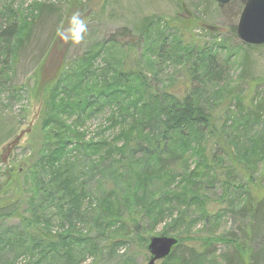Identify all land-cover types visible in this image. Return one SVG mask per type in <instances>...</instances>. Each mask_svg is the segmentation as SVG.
I'll return each mask as SVG.
<instances>
[{
	"label": "rangeland",
	"instance_id": "rangeland-1",
	"mask_svg": "<svg viewBox=\"0 0 264 264\" xmlns=\"http://www.w3.org/2000/svg\"><path fill=\"white\" fill-rule=\"evenodd\" d=\"M39 3L52 5L54 17L41 18L28 40L24 38L20 44L13 42L8 56L0 54L1 72L7 74L9 81H4L6 75H1L0 120H3L5 134L0 142V264H83L87 257L94 258L92 264H149L147 245L143 246L142 241L160 235L184 238L186 251L188 248L200 251L203 243L210 241L214 254L208 264H224L225 256L235 252V245L252 243V238L243 231L249 230L254 222L242 215L240 207L249 195L247 192L258 196L255 216L258 223L264 224V151L257 149L255 144L256 136L264 131V124L253 126L252 140L246 142L239 156L249 164L251 173L245 178L237 172L233 187L229 189L222 181L226 169L233 163L219 148L216 137L207 145V135L201 130L189 129L187 138L178 132L170 134L184 158L171 165L161 178L148 183L146 189L159 196L163 209L168 210L157 223L149 222L142 215L123 217L125 210L118 203L109 208L105 204V207L98 205L97 200H103V191L122 183L132 188L138 184L137 165L116 166L122 177L111 179L102 187L97 182L102 176L90 180L91 174L86 177L78 167L70 165L66 170L61 169L59 175L47 168L45 182L34 179V164L38 161L35 142L41 132L45 94L40 90L45 89V81L59 74L65 63L73 64L75 69V63L78 64L87 52L92 56L98 51L101 53V58L89 67L97 77L106 75L97 80L101 89L117 88L114 79L119 72L130 76L141 72L151 83L153 93V90L166 91L172 87L177 88L174 91L186 88L194 60L186 54L188 47L203 44L212 49L215 44H224L234 50V56L228 51L217 52L222 80L217 83L205 80L195 101L214 116L219 112L223 114L226 109L230 115L238 117L258 110L260 103H264V47L249 48V57L244 61L246 50L240 46L242 42L237 35H232L243 10L240 0H231L224 7L215 0H0V8L12 7L23 20L30 18ZM75 12L87 22L88 30L83 40L79 44H64L58 37L53 45L63 19L62 28H66ZM149 23H154L151 27H159L160 33L154 30L144 37L145 26ZM0 24L8 25L1 19ZM124 28L134 34L136 30L138 35L133 40L120 37L117 44L109 42ZM162 35L167 41L166 51L159 54L165 42ZM130 42L137 45L135 52L128 51L125 44ZM41 64L39 75H35ZM130 81L135 83V79ZM193 85L197 87V82ZM116 108L113 102L104 107L100 104L99 111L74 129L85 133L89 143L115 137V145L120 147L133 132L134 124L132 118H127L123 125L110 126L115 122L112 115L118 113ZM261 115L264 118V110ZM142 117L152 123V128L142 132L151 140L169 124L167 111L145 112L138 116L137 124ZM239 132L228 129L224 140L233 142L241 134ZM22 133L25 135L8 154L9 144ZM45 155L44 160L50 156ZM108 163L107 159L105 165ZM11 166L14 172L9 170L8 174ZM38 169L35 171L39 172ZM15 170H19V175ZM115 181L118 182L115 184ZM167 185L169 189L165 192ZM122 187L118 190L127 193ZM147 190L146 195L149 194ZM87 194L94 200L90 201L92 207L88 206ZM249 211L255 212V209L250 207ZM259 238L260 241L264 239ZM230 239L235 242H229ZM37 244L45 251L40 252L39 245L34 247ZM50 244L57 249L55 252L50 250ZM263 257L264 253H259L257 259Z\"/></svg>",
	"mask_w": 264,
	"mask_h": 264
},
{
	"label": "trees",
	"instance_id": "trees-1",
	"mask_svg": "<svg viewBox=\"0 0 264 264\" xmlns=\"http://www.w3.org/2000/svg\"><path fill=\"white\" fill-rule=\"evenodd\" d=\"M240 2L244 6L242 0H240ZM69 11L68 9L65 17L68 16ZM30 14V18L33 17V20H30V18L22 20V17H19V13L12 9V7L4 6L0 8V19L3 20L5 24H8L6 26L0 24L1 55L2 53H7L8 56L13 42L18 41V44H20L24 38L25 41L26 39L28 40L31 33L33 34L34 32V26L40 22L39 20L45 17L46 19L54 17L55 11L52 5L39 3L34 7V12L32 11ZM64 22L65 19L62 21L60 29H62ZM187 23L190 24V22ZM187 23L185 24L186 27ZM59 24L60 21L55 24L53 31ZM152 25H154V23H149L147 27L145 26V29L143 28L144 37H147L148 34H152L154 30L156 33H160L161 30L159 27H151ZM134 32L135 34L127 28L121 29L111 37L109 42L117 44L118 38L120 37H131L133 40V38H136L137 34L136 30ZM209 34L215 35L212 32H209ZM141 35L142 33H140V37ZM232 35H237V26L233 27ZM57 38L58 36L54 39L53 45L57 41ZM163 40L165 42L162 43L163 45L159 49V54L166 51L165 44H167V41L164 36ZM125 45L129 52H135L137 45L134 42ZM215 45V48L208 49V47L203 44H193L186 49V54L194 57V60L192 61L190 74L187 75L186 88L176 91L174 90L177 88L172 87L173 89L171 88L166 91L160 90L154 92L155 90H153L152 93L151 83L148 81L146 75L141 72H136L132 76L119 72L114 79L117 88L114 90H110V87L108 90L101 89V87L97 85V80L100 77L103 79L106 75H103L104 77H97V74L89 68L101 58V53H99V51L95 56L90 55L92 54L91 52L85 53L79 59L78 64L75 63V69L72 67L73 64L69 65L67 63V65L65 63L59 74L51 80L45 81V89L40 90L41 93L45 91V94L43 98L41 97L43 99L41 132L38 134L35 142L38 161L34 164V179H36L37 182H45L43 178L46 176L45 178L48 179L47 168L50 169L52 173L59 175L58 173L61 172V169L66 170L67 165H70L78 167V170L86 175V177L91 174L90 180H95L102 176L100 181L97 179L98 185L102 187L103 185L109 184L111 179L122 177L121 172H117L116 166H126L125 163L129 166L137 165L139 168L136 172L138 184L132 188L129 185V187H126V185L122 183V188L124 191H127V193L118 190L122 185H117L113 189L103 191V200H97L98 205H103L104 207L106 205V207L109 208V205L111 206L113 203H118V205L120 207L123 206L125 210V213L124 210L122 211L124 213L123 217L142 215L149 222L157 223L166 216L168 210L163 209V203L159 201V196L149 193L147 190L149 186L148 183L161 178L168 173L171 165L183 160V152L175 145V141L170 134L178 132L181 136L187 138L186 133H188L189 129H197L205 132L208 138L207 145L211 143L213 137H216L218 139L219 148H221L226 156L232 160V167L226 169L224 173L225 179L222 181V185H227V189L230 187L232 188L233 180L238 174L237 172H240L243 177L247 178L252 169L249 164L241 161L239 156L242 154L241 152L245 145H247L246 142L252 140L250 134L254 130H252L253 126L256 125L259 127V125L263 126L264 124V118L261 115V111L264 110V103H260V107H257L258 110H252L243 116H239L243 118L239 120L238 116L230 115L228 109H226L223 114L220 115L219 112L214 116V113L195 101L196 93L206 84L205 80L213 83L222 80V72L218 70L219 53L217 52L220 50H222V52L228 51L231 53L230 55L234 56V50L231 47H227L224 44ZM240 46H242L243 50H246L243 56L245 62H247L249 57L247 53V51L250 50L249 48H259L255 46L249 47L243 43ZM42 66L41 64L40 67L37 68L35 75H39ZM1 71L3 70L0 66V78L1 75H6L5 78L3 77V80L8 81L7 74ZM131 79H135V83L134 81L131 83ZM38 82L41 83L40 80ZM195 82H197V87L193 85ZM119 99L122 101L118 102ZM112 102L117 107L116 110L118 113H113L112 118L115 122L110 126L123 125L127 118H132L131 123L134 124L133 132L120 147L115 145V137L112 139L104 137L98 143H89L86 139L87 135L80 131H76L74 128L76 126L78 127V124L82 126L83 122L89 120L92 114L99 109L100 104L104 107L106 104L111 105ZM163 111H167V121H169V124L167 126L165 125L163 131H160L153 140L145 138L142 132L145 128H152V123L149 119L142 117V119H140L141 122L137 124L138 116L143 115L145 112L154 113ZM230 121L231 125H229ZM64 122L65 125H63ZM70 122L71 126L66 127V124ZM2 123L3 120H0V132H3L2 135H0V142L3 134H5V128ZM228 129L240 131L239 133L241 134H239L233 142H226L224 138L227 136L226 133ZM256 138V148L264 151V131L261 130ZM206 147L209 148V146ZM45 153H48L50 156L44 160L43 158L47 156ZM127 154L129 156H126ZM107 159L109 160V165H105ZM237 167L241 170L238 171ZM9 168L10 171L14 172L12 166ZM35 169H38L39 172H36ZM93 171L95 173H92ZM15 174L19 175V170H15ZM117 182L118 181H115V184ZM168 189L169 185H167L165 192ZM145 190H147V194L149 193L148 195H146ZM247 193L249 195L243 200L240 212L243 216H246V218L254 222V224L251 223L250 225L251 230L247 229L243 231L244 234L252 238L253 241L247 245H235V252L225 256L224 264H260L264 262V257L257 259L259 253H264V224L258 223L257 215L255 216L259 205L258 196H255V198L249 192ZM85 194L86 193H84V195ZM130 195H132L131 198ZM85 198L89 202L88 206L92 207L93 202L90 201L94 200H90L91 197L90 195L88 196V194ZM250 207L254 208L255 212L252 211L250 213ZM260 227L261 229H259ZM230 236H232V234ZM259 237H261L263 241H260ZM180 241L179 246L175 249L173 254L168 259L157 262V264L209 263L210 256L214 254V250L211 248L213 244L210 241H205L200 251H195L193 248L191 249L188 247L186 251L184 248L186 246L185 239L180 238ZM148 242L149 239L144 238L142 241L143 246L148 245ZM229 242L233 243L235 241L230 239ZM38 245L42 247L41 244L34 245V247ZM49 247L53 252L57 250L55 247L53 248V244H50ZM43 251H45L44 247H42L40 252Z\"/></svg>",
	"mask_w": 264,
	"mask_h": 264
},
{
	"label": "water",
	"instance_id": "water-1",
	"mask_svg": "<svg viewBox=\"0 0 264 264\" xmlns=\"http://www.w3.org/2000/svg\"><path fill=\"white\" fill-rule=\"evenodd\" d=\"M215 1L220 7H224L231 2V0ZM242 2L244 3V8L237 24V36L239 40L249 47L264 46V0H242ZM24 135L25 133H22L9 144L7 149L8 154L12 152ZM180 242L179 238L166 235L151 237L147 246L150 255L149 264H156L159 261L168 259L179 246Z\"/></svg>",
	"mask_w": 264,
	"mask_h": 264
},
{
	"label": "clouds",
	"instance_id": "clouds-1",
	"mask_svg": "<svg viewBox=\"0 0 264 264\" xmlns=\"http://www.w3.org/2000/svg\"><path fill=\"white\" fill-rule=\"evenodd\" d=\"M87 22L79 12L71 15L66 28L58 29L57 36L64 44H79L87 32ZM93 257L84 259L83 264H92Z\"/></svg>",
	"mask_w": 264,
	"mask_h": 264
},
{
	"label": "flooded vegetation",
	"instance_id": "flooded-vegetation-1",
	"mask_svg": "<svg viewBox=\"0 0 264 264\" xmlns=\"http://www.w3.org/2000/svg\"><path fill=\"white\" fill-rule=\"evenodd\" d=\"M5 169H8V167H6ZM9 170H10V168L7 170V173H8V174L10 173Z\"/></svg>",
	"mask_w": 264,
	"mask_h": 264
}]
</instances>
